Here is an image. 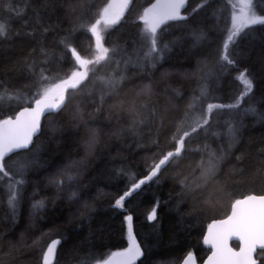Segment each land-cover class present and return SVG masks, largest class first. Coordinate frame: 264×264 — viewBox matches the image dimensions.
Segmentation results:
<instances>
[{"label": "snow or ice", "instance_id": "6c2138e0", "mask_svg": "<svg viewBox=\"0 0 264 264\" xmlns=\"http://www.w3.org/2000/svg\"><path fill=\"white\" fill-rule=\"evenodd\" d=\"M4 11L9 15L0 22V192L5 218L15 225L27 186L36 184L27 219L28 228L40 233L28 246L39 252L37 264H62L66 228L73 225L89 229V251L80 264H199L202 258L192 248L174 261H153V246L138 239L127 205L164 180L172 183L168 199L154 195L145 214L155 222L150 227L157 239L162 206L174 203L179 210L191 200L193 212L203 213L211 203L204 195L213 188L229 198L230 212L207 224L202 243L210 254L203 264H264V132L245 138L249 116L264 127V32L259 50L241 47L256 26L264 29V0H26L22 7L6 4ZM124 26L132 35L131 51L127 41L119 43ZM188 38L194 67L172 63ZM180 74L195 78L198 95L185 99L171 88ZM221 117L223 131H211ZM69 131L73 146L62 151ZM210 132L224 142L213 148ZM128 139L129 150L147 155L131 161L117 151L108 157L112 166L85 183L98 151ZM226 164L232 165L228 173ZM41 172L43 189L40 180H29ZM232 175L259 178V191L228 192ZM98 182L113 190L88 196ZM49 189L52 196L35 199ZM103 198L110 211L127 213L124 247L103 226L92 228L96 200ZM65 200L68 215L57 223L65 211L57 205ZM196 201H203L199 209ZM46 224L51 227L44 230ZM19 250L16 243L0 245V264H13Z\"/></svg>", "mask_w": 264, "mask_h": 264}, {"label": "trees", "instance_id": "16d2710c", "mask_svg": "<svg viewBox=\"0 0 264 264\" xmlns=\"http://www.w3.org/2000/svg\"><path fill=\"white\" fill-rule=\"evenodd\" d=\"M25 2L26 0H0V22H4L9 15V13L4 11L6 4L11 3L14 7H22ZM143 2L144 0H137V3ZM191 2L194 5L197 0H191ZM11 15L14 16L15 13H12ZM124 27L126 30L121 33L119 43L124 44L125 41H127L129 51H131L132 35L130 34V30H128V26ZM256 28L257 31L253 35L245 37L241 41L242 48L254 46L257 50H259V47L262 43L260 36L261 33L264 32V29H262L260 26H256ZM176 35H180V33H176ZM190 43L191 39L188 38L183 51L177 48L172 63L183 65L185 67H194V57L190 55L188 51V46ZM232 75L235 76L236 73H232ZM169 83L171 84V88L178 90L180 95L185 99L191 97L194 94V91L197 90V82L195 78H186L183 74L175 75ZM223 83L227 84V81H224ZM161 87H166V85H161ZM169 94L174 93L170 92ZM195 94L198 95V91H195ZM225 119L226 117H221L219 128L214 127L211 131H223L225 127ZM246 123L252 125L247 129L245 136L246 139L249 135L258 139L260 134L264 132V127H261L259 124H254L253 118L251 116L246 119ZM72 138V133L69 131L66 137L68 142L65 143L62 151H67L73 146L70 143ZM207 142L210 143L213 148H215L218 144L224 141L212 136L210 132ZM132 143V140L128 139L123 145H110V151H98L97 155L99 159L92 160L88 165V173L90 175L86 177L85 183H87L88 179H90L91 176H95L96 173L101 169H104L105 167H111L112 165L108 163V157L109 155H116L117 151H122L125 155L129 156L131 161H139L141 157L147 155V153L144 152H137L135 148L129 150L127 145ZM238 154L239 153H237V155ZM242 166L243 165H238L237 167ZM231 167L232 165L226 164L224 166L223 172L228 173ZM45 175L46 173L41 172L36 176H30L29 180H40L39 188L43 189L44 184L46 183V180L43 179ZM221 178H223V176ZM242 180L243 183H240ZM231 181L233 182V186H230L226 189L228 192H240L247 188H255L257 191H259L261 184L259 178L253 180L250 177L242 178L238 175H232ZM171 187V180H164L159 187L153 184L150 187H146L140 196L135 197L132 202L127 205L129 211H131L135 217L134 227L138 239H141L144 243L153 246V261H174L181 257L186 250L192 248L195 250L198 258H202L199 262H202L209 253L208 247L202 243V238L206 232L207 224L211 222V218H223L228 212H230L229 198L227 196H221L215 189L209 188L204 195V200H208L209 197H211V203L207 206V211L203 213L199 211L193 212V202L191 200H188L187 204L181 206L179 210L176 209L174 203L167 206H162L159 210V214L162 217V236L157 239L155 234L152 232V228L150 227L155 222L146 221L145 214L147 209H149L153 204L154 195H158L162 200H167V193L170 191ZM100 190L109 192L113 189L107 187L103 182H98L91 187L87 195L90 197H95L98 195ZM35 191H37L36 184L29 183L24 193L21 217L15 225H13L10 216L5 218V213H7L8 209L6 205V199L4 198L3 193L0 192V245L6 246L9 242H12L20 246V250L11 258L13 264H37V260L40 258L38 251L31 250L28 247L32 244L33 239H35L40 234L36 228H28L27 217L29 204L31 203L29 198ZM53 194L54 193L52 189H49L48 191H41L40 195H37L35 199L39 200L41 196H52ZM202 204L203 201H196L195 207L199 209ZM67 205V200L57 205L58 212L61 208H65V211L57 220V223L65 222V217L68 215L66 210ZM96 206L98 212L92 221V228L96 229L100 226H103L105 229V234H107L108 231H111L115 234L114 242L116 244L121 247L126 246V226L122 223V221L123 215H126L127 213H120L119 210L115 212L110 211L108 209V201L106 198L97 199ZM49 207H51V205H49ZM48 215L50 216L52 213L49 212ZM48 227H51V224L44 225V230H47ZM66 232L68 234L67 244L65 245L62 254L58 258L62 261V264H80V261L86 258L89 251V244L86 242L89 240V229L87 226L76 227V225H73L66 228ZM21 234H23V240L25 241V244L23 245L20 244ZM96 235L98 238L100 234L97 233ZM121 241H123V243H121ZM232 244L233 246L238 247L237 242H232ZM112 250L116 249L113 248ZM105 251H107V249H105Z\"/></svg>", "mask_w": 264, "mask_h": 264}, {"label": "water", "instance_id": "95a60500", "mask_svg": "<svg viewBox=\"0 0 264 264\" xmlns=\"http://www.w3.org/2000/svg\"><path fill=\"white\" fill-rule=\"evenodd\" d=\"M224 218V217H223ZM218 219H221V218H218ZM206 233V232H205ZM235 240H233L232 242H234ZM231 242V243H232ZM235 242H237V241H235ZM207 246V245H206ZM232 246H233V244H232ZM208 247V246H207ZM233 247H235V246H233ZM208 254H210V253H208ZM207 258V256L205 257V259ZM199 264H203V261L202 262H199Z\"/></svg>", "mask_w": 264, "mask_h": 264}]
</instances>
